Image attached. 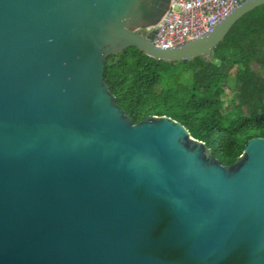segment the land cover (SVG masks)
<instances>
[{"label": "water", "instance_id": "95a60500", "mask_svg": "<svg viewBox=\"0 0 264 264\" xmlns=\"http://www.w3.org/2000/svg\"><path fill=\"white\" fill-rule=\"evenodd\" d=\"M170 1L0 0V264H264V137L223 164L167 115L135 123L104 79L130 47L211 60L264 0L162 49Z\"/></svg>", "mask_w": 264, "mask_h": 264}, {"label": "trees", "instance_id": "16d2710c", "mask_svg": "<svg viewBox=\"0 0 264 264\" xmlns=\"http://www.w3.org/2000/svg\"><path fill=\"white\" fill-rule=\"evenodd\" d=\"M104 79L135 123L167 115L231 165L264 137V4L234 23L211 60L164 62L130 47L106 59Z\"/></svg>", "mask_w": 264, "mask_h": 264}, {"label": "built area", "instance_id": "2783aa9c", "mask_svg": "<svg viewBox=\"0 0 264 264\" xmlns=\"http://www.w3.org/2000/svg\"><path fill=\"white\" fill-rule=\"evenodd\" d=\"M243 0H171L153 45L169 49L213 29ZM148 33V32H147Z\"/></svg>", "mask_w": 264, "mask_h": 264}, {"label": "rangeland", "instance_id": "374dc122", "mask_svg": "<svg viewBox=\"0 0 264 264\" xmlns=\"http://www.w3.org/2000/svg\"><path fill=\"white\" fill-rule=\"evenodd\" d=\"M256 68H258V66L255 65ZM232 97V92L227 91L224 95H222V98L226 101V106L225 109H230V100Z\"/></svg>", "mask_w": 264, "mask_h": 264}, {"label": "flooded vegetation", "instance_id": "af4514ba", "mask_svg": "<svg viewBox=\"0 0 264 264\" xmlns=\"http://www.w3.org/2000/svg\"><path fill=\"white\" fill-rule=\"evenodd\" d=\"M144 35H146V32L145 31H142Z\"/></svg>", "mask_w": 264, "mask_h": 264}]
</instances>
